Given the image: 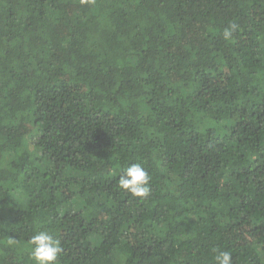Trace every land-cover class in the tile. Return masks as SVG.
Masks as SVG:
<instances>
[{
  "label": "trees",
  "instance_id": "trees-1",
  "mask_svg": "<svg viewBox=\"0 0 264 264\" xmlns=\"http://www.w3.org/2000/svg\"><path fill=\"white\" fill-rule=\"evenodd\" d=\"M40 231L57 264H264V0H0V264Z\"/></svg>",
  "mask_w": 264,
  "mask_h": 264
},
{
  "label": "clouds",
  "instance_id": "clouds-1",
  "mask_svg": "<svg viewBox=\"0 0 264 264\" xmlns=\"http://www.w3.org/2000/svg\"><path fill=\"white\" fill-rule=\"evenodd\" d=\"M238 26L230 25L223 32V38L229 40ZM150 176L141 164H130L118 178L121 189L134 197L144 198L150 193ZM8 243L15 244V240L9 238ZM30 255L34 264H57L63 251L61 242L47 231H40L30 237ZM216 264H232V256L229 252H220L216 257Z\"/></svg>",
  "mask_w": 264,
  "mask_h": 264
},
{
  "label": "rangeland",
  "instance_id": "rangeland-1",
  "mask_svg": "<svg viewBox=\"0 0 264 264\" xmlns=\"http://www.w3.org/2000/svg\"><path fill=\"white\" fill-rule=\"evenodd\" d=\"M189 37L191 39H197L198 38V31H197V29L196 30H191L189 32ZM31 126L32 125H31L30 122H23L22 123V126L17 128V131H25V130L28 131ZM231 233L234 234V235H236L237 232H236V230H233ZM30 261H33L31 259V257H30Z\"/></svg>",
  "mask_w": 264,
  "mask_h": 264
}]
</instances>
